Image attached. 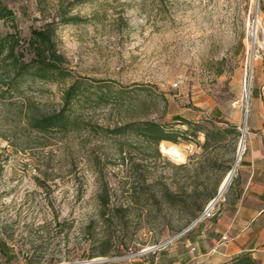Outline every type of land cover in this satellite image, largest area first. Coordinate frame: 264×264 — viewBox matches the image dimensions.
I'll use <instances>...</instances> for the list:
<instances>
[{"label":"rangeland","instance_id":"374dc122","mask_svg":"<svg viewBox=\"0 0 264 264\" xmlns=\"http://www.w3.org/2000/svg\"><path fill=\"white\" fill-rule=\"evenodd\" d=\"M0 1L15 12L0 20V241L15 259L0 264H141L217 227L264 132V0ZM53 21L66 79L26 72L32 32ZM76 81L66 126L38 131ZM177 117L241 136L206 148ZM150 121L175 133L182 163L141 131L115 133Z\"/></svg>","mask_w":264,"mask_h":264},{"label":"crops","instance_id":"0c3cea01","mask_svg":"<svg viewBox=\"0 0 264 264\" xmlns=\"http://www.w3.org/2000/svg\"><path fill=\"white\" fill-rule=\"evenodd\" d=\"M255 135L241 161L240 196L224 210L218 226L206 231L200 225L185 244L171 245L141 264H224L244 252L256 257L264 244V132Z\"/></svg>","mask_w":264,"mask_h":264},{"label":"trees","instance_id":"16d2710c","mask_svg":"<svg viewBox=\"0 0 264 264\" xmlns=\"http://www.w3.org/2000/svg\"><path fill=\"white\" fill-rule=\"evenodd\" d=\"M62 17L61 22L68 23H78L80 19L77 17H72L70 19H64ZM0 20H12L15 21V12L8 5L2 3L0 1ZM56 22H48L43 28L36 29L32 32V37L30 41L31 50L33 52L34 57L32 58L31 63L27 65L26 72H31L37 77L41 79L47 80H58L66 79L70 74L68 71L63 68V60L64 56L58 52L56 43L54 40L55 32H56ZM80 96V87L76 82L72 83L68 90L66 91L64 107L51 115L43 116L39 119H36L34 123V127L38 131H47L53 129L57 126H66L69 122L70 116L68 114L69 106L73 103V101ZM183 124H189L191 126H195L197 128V132H203L206 135V143L204 147H209L211 145H221L226 142V138L230 134L241 136V132L238 129L236 124L230 123L228 121L222 120H211V124L213 127L206 128L203 127L202 123H192L188 119L183 117H177ZM217 122L223 123L222 126L218 125ZM198 124V125H195ZM145 126L142 128L138 124L129 125L120 127L115 130L116 134L126 133L130 130L141 131L147 136H152L155 138L157 143L161 141H173L177 142V137L174 135L175 133L169 128L162 126L154 121L143 123ZM231 168L228 170L230 172ZM224 181V180H223ZM223 182H221L211 194L208 202L213 200L217 194L219 189L221 188ZM167 196H169L170 200L174 199V194L170 191H167ZM6 243L0 241V251L7 255L8 261L12 262L15 259L14 255H10L8 250L6 249ZM224 264H260L256 257L252 252H244L233 258L231 261L226 262Z\"/></svg>","mask_w":264,"mask_h":264},{"label":"clouds","instance_id":"9594fccd","mask_svg":"<svg viewBox=\"0 0 264 264\" xmlns=\"http://www.w3.org/2000/svg\"><path fill=\"white\" fill-rule=\"evenodd\" d=\"M160 152L163 156L167 157L174 163H182L183 159L181 158V147L172 144L170 142L161 141Z\"/></svg>","mask_w":264,"mask_h":264},{"label":"water","instance_id":"95a60500","mask_svg":"<svg viewBox=\"0 0 264 264\" xmlns=\"http://www.w3.org/2000/svg\"><path fill=\"white\" fill-rule=\"evenodd\" d=\"M233 173L234 171L231 170L230 173L228 174L227 178L225 179V181L223 182L221 188H220V191H219V194L221 195L228 187L229 183L231 182V179L233 177Z\"/></svg>","mask_w":264,"mask_h":264}]
</instances>
